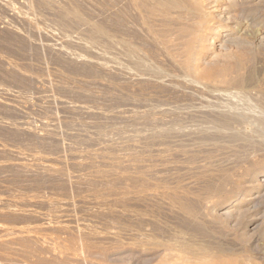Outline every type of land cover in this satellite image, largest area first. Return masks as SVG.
<instances>
[{
	"label": "rangeland",
	"instance_id": "374dc122",
	"mask_svg": "<svg viewBox=\"0 0 264 264\" xmlns=\"http://www.w3.org/2000/svg\"><path fill=\"white\" fill-rule=\"evenodd\" d=\"M262 167L264 0H0V264H264Z\"/></svg>",
	"mask_w": 264,
	"mask_h": 264
},
{
	"label": "bare ground",
	"instance_id": "6f19581e",
	"mask_svg": "<svg viewBox=\"0 0 264 264\" xmlns=\"http://www.w3.org/2000/svg\"><path fill=\"white\" fill-rule=\"evenodd\" d=\"M198 1H200V0H198ZM262 178H264V167H262L260 169L254 170L251 173V175H249V177L247 176V178H245V180L247 181V186H256V188H260V186H263L264 187V184H262V182L264 181V179H262ZM262 197H264V190L263 189H261L257 195L253 196L252 199L262 200ZM263 200H264V198H263ZM234 203H235V199H227L224 202V204H223L222 207H224V206H230V205H233Z\"/></svg>",
	"mask_w": 264,
	"mask_h": 264
}]
</instances>
